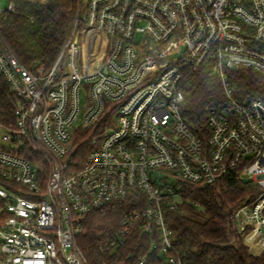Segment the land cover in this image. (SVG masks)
<instances>
[{
    "label": "built area",
    "instance_id": "1",
    "mask_svg": "<svg viewBox=\"0 0 264 264\" xmlns=\"http://www.w3.org/2000/svg\"><path fill=\"white\" fill-rule=\"evenodd\" d=\"M14 8L0 0V77L16 96L13 120L0 122V264H89L82 215L131 190L145 202L107 248L139 228L151 243L139 264H184L163 196L181 203L179 181L207 185L231 171L260 187L233 217L250 252L264 253V102H239L230 79L240 66L264 73V0H78L50 66L26 65L9 45L1 20ZM198 68L219 78L225 99L208 108L204 137L181 113L182 84ZM87 129L83 156L74 142Z\"/></svg>",
    "mask_w": 264,
    "mask_h": 264
},
{
    "label": "trees",
    "instance_id": "2",
    "mask_svg": "<svg viewBox=\"0 0 264 264\" xmlns=\"http://www.w3.org/2000/svg\"><path fill=\"white\" fill-rule=\"evenodd\" d=\"M12 1L14 10L1 20L6 40L26 65L45 63L50 66L71 31L78 0ZM230 79L239 102L254 98L264 102V73L240 66L230 70ZM182 89L185 99L181 113L193 132L204 137L208 108L225 102L220 80L208 70L198 68L187 74ZM15 101L9 84L0 77V122L13 120ZM89 138L88 129L77 130L74 144L83 156L91 149ZM177 186L183 198L181 203H174L173 197L164 195L162 207L166 224L176 238V254L184 264H264V253L254 255L248 251L233 217L239 205L260 192L255 182L241 179L236 171H231L211 184L179 181ZM138 191L131 190L126 198L82 215L77 242L89 264H139L150 251L149 234L139 228L115 250L105 244L120 227L125 214L144 204L145 198L138 196Z\"/></svg>",
    "mask_w": 264,
    "mask_h": 264
},
{
    "label": "rangeland",
    "instance_id": "3",
    "mask_svg": "<svg viewBox=\"0 0 264 264\" xmlns=\"http://www.w3.org/2000/svg\"><path fill=\"white\" fill-rule=\"evenodd\" d=\"M88 98H89L88 86H84L81 89V107H82V109L85 108L86 103H88ZM1 130L2 129H0V139H1V136H2V131ZM152 172L158 173V176H159L158 181H159L160 184L163 183V181H165V180L166 181H170V182H173V180H174V177L172 175H169L168 177H166V179H163L164 176H165L163 171L154 170ZM248 251L250 252L249 247H248Z\"/></svg>",
    "mask_w": 264,
    "mask_h": 264
},
{
    "label": "bare ground",
    "instance_id": "4",
    "mask_svg": "<svg viewBox=\"0 0 264 264\" xmlns=\"http://www.w3.org/2000/svg\"><path fill=\"white\" fill-rule=\"evenodd\" d=\"M257 248V247H256Z\"/></svg>",
    "mask_w": 264,
    "mask_h": 264
}]
</instances>
